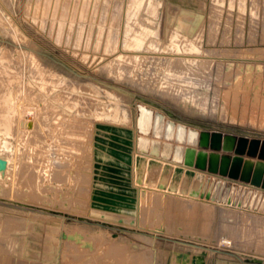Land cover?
Listing matches in <instances>:
<instances>
[{"label":"rangeland","instance_id":"obj_1","mask_svg":"<svg viewBox=\"0 0 264 264\" xmlns=\"http://www.w3.org/2000/svg\"><path fill=\"white\" fill-rule=\"evenodd\" d=\"M140 104L172 166L191 128L264 139V0H0V264H264L254 191L136 182Z\"/></svg>","mask_w":264,"mask_h":264},{"label":"water","instance_id":"obj_2","mask_svg":"<svg viewBox=\"0 0 264 264\" xmlns=\"http://www.w3.org/2000/svg\"><path fill=\"white\" fill-rule=\"evenodd\" d=\"M193 140L181 147L174 159L181 165L172 166L163 164L158 159H146L145 156L136 155V182H144L147 185L157 184L158 187H167L170 190L188 192L191 195H205L214 197L218 182L211 193L213 180L209 186L203 184L204 171L209 173L227 174L233 178H241L251 184L264 189V139L253 137L249 139L244 135L233 133L223 134L220 130H197L191 128ZM196 170V171H195ZM221 185L219 195L222 192ZM233 187L231 188V191ZM244 192V191H243ZM225 191L223 198H225ZM243 194V193H242ZM231 195V194H230ZM230 195L228 200L231 199ZM242 203L241 198L237 202ZM254 196L247 202L252 207ZM259 209H264V197L259 198L254 204Z\"/></svg>","mask_w":264,"mask_h":264},{"label":"bare ground","instance_id":"obj_3","mask_svg":"<svg viewBox=\"0 0 264 264\" xmlns=\"http://www.w3.org/2000/svg\"><path fill=\"white\" fill-rule=\"evenodd\" d=\"M134 3V2H133ZM138 3V2H137ZM134 5V4H133ZM144 54V53H143ZM129 59V58H128ZM127 59V60H128ZM139 58H137L136 60L138 61ZM195 59V58H194ZM125 62V61H124ZM133 62V61H132ZM112 68V67H111ZM120 68V67H119ZM123 74V73H122ZM139 110H140V113L137 117V129L140 130L143 135L140 136V137H136V141H135V145H136V153L138 154H141V155H144V153L142 154L141 152H139L137 150V146L139 145L140 146V149L143 151V152H146V150L149 148L152 150L153 154L157 155V153L159 154V152H161L162 154V158H160L159 160L163 162H168V156L170 155V148H171V143L168 142L167 143V147L165 146V148L163 149V151H161V140H160V135L161 133H164L165 132V123H166V116L163 115L162 113H159L157 115V117L154 116L153 114V110L148 107V105H144V104H140L139 105ZM19 119V118H18ZM23 124L25 125V123L23 122ZM177 123L173 120H170L168 121V129L166 130V134H167V140H171L170 138L172 137V133L176 131H178V136H180L181 139H183L184 135L187 134V124H179L178 126L176 125ZM27 125V124H26ZM69 125V124H68ZM154 129L155 130V134L157 137L159 138H153L151 139L150 141V138L148 136V132L150 129ZM51 129V128H50ZM64 129V128H63ZM191 130V129H190ZM67 134V133H66ZM139 134V133H138ZM172 134V135H171ZM190 138L191 140H193V132L190 131ZM62 139V138H61ZM60 139V140H61ZM58 144V143H57ZM67 144V143H66ZM180 147V146H179ZM60 148V147H59ZM180 148H176V152L178 153L180 150ZM58 152V151H57ZM177 153H175V157L178 155ZM66 155V154H65ZM146 156V155H145ZM148 158H153L152 156L148 157ZM157 159V158H156ZM176 161V160H175ZM177 163V164H176ZM175 165H181V163H178L176 161ZM171 164V163H170ZM174 165V166H175ZM182 167L184 168H187L186 165H181ZM196 171V170H195ZM205 175V174H204ZM144 187V186H143ZM146 187V186H145ZM154 187V186H153ZM152 189V188H151ZM177 191V190H176ZM165 192V191H164ZM168 192L170 193V191L168 190ZM177 193V192H176ZM185 192H183V194L180 192V194L182 195H186L188 194H184ZM143 194V193H142ZM145 195V193L143 194ZM156 195V193H155ZM181 195V196H182ZM142 196V195H141ZM178 196V195H177ZM180 196V195H179ZM192 196H200V195H192ZM183 197V196H182ZM202 197V196H200ZM144 198V197H143ZM202 198H206V197H202ZM139 199V198H138ZM151 199V198H150ZM207 199V198H206ZM155 200V199H154ZM153 200V201H154ZM204 200V199H203ZM209 200V199H208ZM140 201V200H139ZM163 203V202H162ZM224 203V202H223ZM228 203V202H226ZM154 204V202H153ZM229 205H231L230 203H228ZM234 206H237V205H234ZM239 207H243V206H239ZM138 208V207H137ZM195 211V210H194ZM189 212V211H188ZM144 213V212H143ZM73 235V234H72ZM73 237V236H72ZM75 237L77 238V235H75ZM74 237V238H75ZM79 239V238H78ZM126 249V248H125ZM204 253H199L197 255H194L192 257H190V260H187V263H189V261H191L192 264H202L203 262V255ZM17 263V262H16Z\"/></svg>","mask_w":264,"mask_h":264},{"label":"built area","instance_id":"obj_4","mask_svg":"<svg viewBox=\"0 0 264 264\" xmlns=\"http://www.w3.org/2000/svg\"><path fill=\"white\" fill-rule=\"evenodd\" d=\"M214 174L216 176L221 177V179L215 178L214 180L217 182L221 181V185H223L224 187H227V184H231V185H229V189H231L233 187L234 189H236V191H242V190L243 191L244 190H246V191L250 190V192L254 191V193H253L254 200L255 199L257 200L259 198V200L261 201L262 198L264 197V189L251 184L249 181L242 180L239 177L233 178L227 174H220V173H214Z\"/></svg>","mask_w":264,"mask_h":264},{"label":"crops","instance_id":"obj_5","mask_svg":"<svg viewBox=\"0 0 264 264\" xmlns=\"http://www.w3.org/2000/svg\"><path fill=\"white\" fill-rule=\"evenodd\" d=\"M155 3V2H154Z\"/></svg>","mask_w":264,"mask_h":264}]
</instances>
